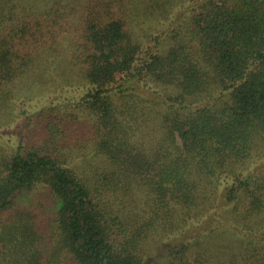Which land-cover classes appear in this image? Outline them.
<instances>
[{"label":"trees","instance_id":"obj_1","mask_svg":"<svg viewBox=\"0 0 264 264\" xmlns=\"http://www.w3.org/2000/svg\"><path fill=\"white\" fill-rule=\"evenodd\" d=\"M0 264H264V0H0Z\"/></svg>","mask_w":264,"mask_h":264}]
</instances>
